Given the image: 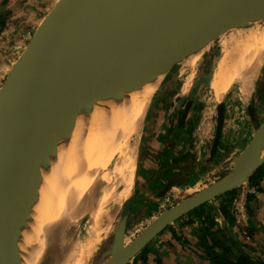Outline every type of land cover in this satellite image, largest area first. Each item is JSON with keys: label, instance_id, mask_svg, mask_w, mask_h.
I'll list each match as a JSON object with an SVG mask.
<instances>
[{"label": "water", "instance_id": "95a60500", "mask_svg": "<svg viewBox=\"0 0 264 264\" xmlns=\"http://www.w3.org/2000/svg\"><path fill=\"white\" fill-rule=\"evenodd\" d=\"M263 21L264 0H60L0 90V264H36L22 226L49 182L63 174L67 147L90 111L162 57L174 55L171 71L228 32ZM249 110L254 137L231 171L216 175L218 180L201 191L180 192V200L127 244L131 222L143 214L130 216L133 206L155 201L134 192L121 208L123 221L104 239L92 264H131L176 221L249 182L264 166V121L258 123L254 105ZM224 111L221 102L211 157L222 136ZM173 188L170 180L154 198L172 194Z\"/></svg>", "mask_w": 264, "mask_h": 264}, {"label": "crops", "instance_id": "0c3cea01", "mask_svg": "<svg viewBox=\"0 0 264 264\" xmlns=\"http://www.w3.org/2000/svg\"><path fill=\"white\" fill-rule=\"evenodd\" d=\"M15 1L10 0L9 8ZM232 31L235 34H230L228 39H224L225 35L221 38L223 54L214 65L215 73L211 60L204 69L206 74L193 76L190 73L180 84L177 94L168 91L173 87L172 81L166 87L163 85V99L155 108L150 124L155 138L144 150L134 186L139 198L155 201L137 202L132 213L140 212L137 210L141 206H149L152 209L149 213L156 218L173 206L176 199L180 200V192L201 191L216 182L213 181L216 175L231 171L251 144L255 124L249 108L254 105L256 117L261 115L258 101L252 98L258 99L264 91V28L255 24ZM207 50L208 47L189 58L190 71ZM197 83H200L198 89ZM209 88L212 93L206 92ZM221 102L225 103L222 136L215 155L211 157ZM188 103L192 104L182 120ZM170 180L175 184L172 194L156 200L154 196ZM246 186L247 193H250L252 186ZM228 200L227 196L214 199L205 204L199 214L191 213L176 221L160 234L152 250L147 249L141 255L142 263L138 264H214L211 252L221 254L220 248L224 247L231 250L230 258L234 261L235 254L247 253L248 235L256 245L264 247V177L254 199L246 196L244 215L236 216L235 205L228 206ZM224 205L228 206V214L222 210ZM206 227L212 228V236H205ZM256 257L264 262V255L263 259Z\"/></svg>", "mask_w": 264, "mask_h": 264}, {"label": "bare ground", "instance_id": "6f19581e", "mask_svg": "<svg viewBox=\"0 0 264 264\" xmlns=\"http://www.w3.org/2000/svg\"><path fill=\"white\" fill-rule=\"evenodd\" d=\"M173 57H162L124 81L75 129L63 174L49 182L22 226L26 248L36 264H92L108 235V225L123 221L122 211L115 218L105 211L122 208L134 193L135 139ZM260 159L264 160V149Z\"/></svg>", "mask_w": 264, "mask_h": 264}, {"label": "rangeland", "instance_id": "374dc122", "mask_svg": "<svg viewBox=\"0 0 264 264\" xmlns=\"http://www.w3.org/2000/svg\"><path fill=\"white\" fill-rule=\"evenodd\" d=\"M40 1L42 2L40 3ZM59 1L60 0H39V1L38 0H16L12 8H9L8 3L10 2V0H0V17L2 18L7 17L3 30H0V90L4 82L6 81L14 63L18 60L20 55L23 53V51L28 46L37 27L40 25V23L45 18V16L48 15V13L52 10V8ZM258 24L261 25V28L262 26L264 27V21ZM234 32L235 31H232L228 33V35H225L224 39L225 38L228 39V36L230 34H235ZM222 37H220V40L215 41L210 46H208V50L205 52V54L202 57L200 56L198 58L199 60L197 62V66L192 71L189 70L188 65H187L189 58L183 61L182 63L175 65V67H173V69L165 77V79L162 81V83L157 88L156 92L154 93V96L145 114L144 123L141 128L140 135L135 139V146H137V151L135 153L136 165H135L134 172H133L134 186H135L136 177L138 176V172H139V165L141 164L144 158V155H145L144 150L147 147H149V143H151V141L155 138L153 137L150 131V124L153 120V113H154L155 108L158 107L160 100L163 99L162 93L164 91L163 89L165 88H162V87L164 86L166 87V85H168V83L172 81L171 83H173V87L169 89L168 91L171 93L177 94V90H179L180 84L184 83V81L186 80L187 76L190 73H192L193 76L200 75L201 73L206 74L205 72L206 70L204 69L205 67L208 66L209 62L213 60L214 62L212 66L215 65L223 54V44L220 43ZM209 55L212 57V59L211 57L209 58ZM172 64H173V61L171 63V66ZM172 76H177V78L174 79ZM262 81L264 83V77ZM199 82H202V80H200ZM199 86H200V83H197L196 85L197 89ZM206 92L212 93L210 88L209 90H206ZM252 99L257 100L258 103L257 101L256 103L260 107L261 115L259 114V116H257L258 123L260 124L264 121V91L260 93V96L258 98L259 100L255 99V97ZM222 100L224 99H221L220 101ZM217 178L218 177L214 178L213 181H217L218 180ZM210 181H212V179ZM247 184H249V182L233 190V192L235 191L233 195L234 200L233 199L228 200V204H227L228 206H234L236 204L238 197L241 194L242 188L246 186ZM252 190H256V192L258 193L259 187L252 186ZM118 192H121V191H118ZM256 194L249 193V196L255 197ZM133 209H134V206L132 208V211ZM151 210L152 209L149 206H141V208L140 207L138 208L137 211H141L143 213L142 219L138 217L139 219H137L138 220L137 222H133V221L131 222V226L129 228L130 242L134 238H136L152 222L151 220L152 218L155 219L156 215L149 213ZM155 210H158V208ZM120 211H121L120 207H108V209H106L105 211V215L106 216L109 215L115 218L116 216L120 214ZM132 211L130 213V216H135L137 213L136 212L132 213ZM114 229H115V220H113V222L108 225L107 238L112 235V233L114 232ZM246 235H248L247 231H246ZM159 236H157L145 249L152 250L154 245L158 242V240L156 239ZM246 238H248L246 240L248 241V243L245 246L247 253L256 255L263 259L262 256L264 255V247L258 244L256 245L255 241H253V238L251 239L250 236H246ZM251 244H252V247H251ZM144 251H142L141 253L142 254L146 253ZM141 253L132 261L131 264H138L139 262L142 263ZM220 253L221 254L223 253V250L221 248H220Z\"/></svg>", "mask_w": 264, "mask_h": 264}, {"label": "trees", "instance_id": "16d2710c", "mask_svg": "<svg viewBox=\"0 0 264 264\" xmlns=\"http://www.w3.org/2000/svg\"><path fill=\"white\" fill-rule=\"evenodd\" d=\"M6 18L7 17H3V18L0 17V27H1L0 30H3L4 25L6 23V20H7ZM263 177H264V166L251 178V180L249 181V184L251 186L259 187L260 181L262 180ZM234 193H235V191L234 192L230 191L229 193L224 194L221 197H226L227 196V198L230 200V199H233ZM252 200H253V197H252ZM204 206L194 210L192 212V214L193 213H198L199 214L202 211L201 209H203ZM222 210H223V212L228 214V206L227 205H224V207H222ZM211 225H212L211 227H213V222H212ZM211 227H206V229L204 230L205 236L206 235L212 236V234L210 233V231L212 229ZM215 245H217V242L215 243ZM144 250L146 251V249H144ZM222 250H223L222 254H218L215 251L211 252V256H212L211 258H212V262L214 264H264V262L262 260H260L259 258H257L255 255L248 254V253H242L241 255H236L235 254V260L233 261L232 258H230V255H232L231 252H230L231 250L228 249L227 247L222 248Z\"/></svg>", "mask_w": 264, "mask_h": 264}, {"label": "built area", "instance_id": "2783aa9c", "mask_svg": "<svg viewBox=\"0 0 264 264\" xmlns=\"http://www.w3.org/2000/svg\"><path fill=\"white\" fill-rule=\"evenodd\" d=\"M256 193H257L256 190L250 189V194H256ZM246 196H249V193H247V186H244L235 204L236 216L244 215L246 210V205H245Z\"/></svg>", "mask_w": 264, "mask_h": 264}, {"label": "flooded vegetation", "instance_id": "af4514ba", "mask_svg": "<svg viewBox=\"0 0 264 264\" xmlns=\"http://www.w3.org/2000/svg\"><path fill=\"white\" fill-rule=\"evenodd\" d=\"M261 26V25H260ZM262 28H264L263 26H262ZM237 31H240V30H237ZM237 31H236V33H237ZM195 67H196V65H195ZM216 68H215V66L213 65V73H215L216 71ZM182 116V115H181ZM247 231V230H246ZM249 234V233H248ZM249 236V235H248Z\"/></svg>", "mask_w": 264, "mask_h": 264}]
</instances>
